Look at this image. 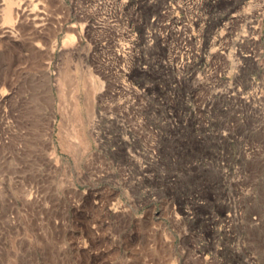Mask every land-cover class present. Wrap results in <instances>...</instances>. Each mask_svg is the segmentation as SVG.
<instances>
[{"label": "rangeland", "instance_id": "rangeland-1", "mask_svg": "<svg viewBox=\"0 0 264 264\" xmlns=\"http://www.w3.org/2000/svg\"><path fill=\"white\" fill-rule=\"evenodd\" d=\"M16 1L0 264H264V0Z\"/></svg>", "mask_w": 264, "mask_h": 264}, {"label": "bare ground", "instance_id": "bare-ground-1", "mask_svg": "<svg viewBox=\"0 0 264 264\" xmlns=\"http://www.w3.org/2000/svg\"><path fill=\"white\" fill-rule=\"evenodd\" d=\"M22 2V1H21ZM21 3L19 1H16V0H9V3L7 4V7L4 9V15H5V19H6V23H9L11 25H14L15 24V20H14V16H13V6L15 5H20ZM22 5V4H21ZM20 5V7H21ZM18 7V8H20ZM15 11V10H14ZM18 13V12H17ZM20 14V13H19ZM17 15V17H19L20 15ZM70 38L75 41V35L72 34L70 35ZM62 79V78H61ZM92 88H95V87H92ZM94 90V89H92ZM5 93V90H3L2 94ZM93 105H94V102H93V98L90 97V106L92 108V111L94 110L93 109Z\"/></svg>", "mask_w": 264, "mask_h": 264}]
</instances>
